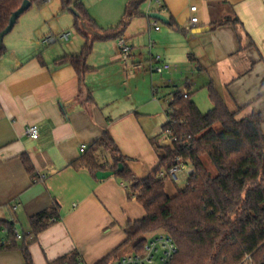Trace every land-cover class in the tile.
<instances>
[{"label":"crops","instance_id":"obj_1","mask_svg":"<svg viewBox=\"0 0 264 264\" xmlns=\"http://www.w3.org/2000/svg\"><path fill=\"white\" fill-rule=\"evenodd\" d=\"M162 1L166 11L161 13L169 23L152 18L151 13L159 8L149 7L147 1L142 6L144 14L131 21L123 36L134 47L135 60L159 55L172 64L171 72L143 73L121 61L113 29L128 0L100 12L85 5L100 27L95 30L102 33L94 36L83 83L71 63L56 62L64 55L80 54L86 41L76 28L75 15L62 6L61 15L58 10L41 9L23 15L10 39L4 41L6 52L0 58V220L13 223L25 235L30 231V217L56 203L60 206L59 221L35 240L28 237L33 264H50L74 252L78 264H96L126 241L129 222L146 215L118 176L99 179L87 168L73 165L82 157L83 145L87 150L105 130L133 172L146 178L164 153L154 141L170 145L163 127L177 92H187L207 112L213 108L209 96L213 86L238 119L253 113H261L264 119V0ZM195 5L200 22L190 30V8ZM58 22L65 26L54 27ZM71 26L77 34L69 30ZM63 32H70L68 40L44 42L46 36ZM152 41L154 46L148 49ZM31 124L39 126L37 139L26 134ZM24 157L34 165L35 177ZM185 165L189 176L193 169ZM165 184L169 196L177 194L176 180L169 176ZM5 235L0 231V238ZM23 243L18 239L16 246L0 249V264H26Z\"/></svg>","mask_w":264,"mask_h":264},{"label":"trees","instance_id":"obj_2","mask_svg":"<svg viewBox=\"0 0 264 264\" xmlns=\"http://www.w3.org/2000/svg\"><path fill=\"white\" fill-rule=\"evenodd\" d=\"M52 0H30V7L43 8ZM149 0H128L120 23L113 29L114 37H120L135 17L144 14L142 6ZM24 0H0V32L9 24L10 17ZM62 9L74 6L75 25L86 41L78 55H64L56 59L59 64L69 62L78 73L80 82L89 70L87 58L92 52V38L82 22L92 29L100 28L81 0H60ZM238 20V18H237ZM230 21V20H229ZM228 22V20L226 21ZM222 25V23H214ZM171 25L175 26L174 21ZM6 47H0V58ZM177 92L170 104L171 121L164 125L163 133L175 136L173 144L160 146L163 150L160 162L146 177L139 178L127 164L114 138L108 130L96 140L79 161L76 168H87L94 176L100 170L115 171L126 185L128 194L145 208L146 215L131 221L126 227V241L112 254L96 264H112L117 252L127 246L141 249L145 234L164 230L177 243L179 252L175 264H236L245 255L264 254V130L263 116L253 113L238 119L213 86L209 96L213 108L202 112L191 95L184 97ZM162 133V134H163ZM28 171L36 176L34 165L24 157ZM192 167L186 185L178 188L174 196L166 192L165 180L177 160ZM112 160L110 163L109 161ZM120 164L123 169L119 170ZM216 171L214 175L209 165ZM59 204L30 217V234L35 240L52 223L61 219ZM0 226L8 230V245H17L15 225L0 220ZM30 235L22 238L21 248L26 264H33L29 250ZM78 254L63 256L50 264H78ZM264 262V259L261 263Z\"/></svg>","mask_w":264,"mask_h":264},{"label":"built area","instance_id":"obj_3","mask_svg":"<svg viewBox=\"0 0 264 264\" xmlns=\"http://www.w3.org/2000/svg\"><path fill=\"white\" fill-rule=\"evenodd\" d=\"M152 5H156L159 8V12L166 11V6L162 0H149V7H151ZM197 10L198 7L196 5L190 8V11L192 12V16L190 18V30L196 28L200 22ZM157 23L158 21L155 24V28L159 30L160 26ZM69 38L70 32H63L60 35L51 34L46 36L44 42L52 44L60 39L68 40ZM153 46L154 42L152 41L149 45V48H153ZM118 47L121 61L125 65L130 66L134 71L151 70L154 73L163 74L165 72H171L173 70L172 64L169 61L162 59L159 55H151L148 60H135L136 55L134 53V47L123 35L118 38ZM183 95L184 97H188L187 92H184ZM170 121L171 118L169 117L168 122ZM26 134L34 139L39 138V126L37 124L29 125L26 129ZM168 139L170 140V144H173V142L177 140V137L168 136ZM85 150L86 146L83 145L82 151ZM184 167L185 164L180 162V160L178 159L177 164L169 170L170 177L174 180H178V172H180ZM16 208L17 205L14 206V209ZM0 231L6 233L5 237L0 238L1 246L8 243L9 240L7 238V228L0 226ZM14 234L18 239H22L24 236L18 229L14 230ZM28 234L30 235V237H33L30 234V231L28 232ZM178 252L179 248L175 240L169 234L165 232H159L147 238L141 249L133 248L132 252H126L119 255L114 259L112 264H175Z\"/></svg>","mask_w":264,"mask_h":264},{"label":"rangeland","instance_id":"obj_4","mask_svg":"<svg viewBox=\"0 0 264 264\" xmlns=\"http://www.w3.org/2000/svg\"><path fill=\"white\" fill-rule=\"evenodd\" d=\"M83 2L84 5H86L87 7H89L90 9H92L94 12H100L99 10H102L103 8H106L107 6H112L114 4H116L119 0H81ZM42 10V11H48V12H52L53 10H58L59 14L61 15V2L60 0H52L50 1L46 6H44L43 8H38L37 6H33L31 7L30 9H28L26 11V14L23 13L21 15V17H25L26 15H29L31 13H36L38 12L39 10ZM69 15H74L73 13H71V10H67ZM55 12V11H54ZM19 18L20 21L22 20V18ZM18 19V20H19ZM64 25V23L62 22H58L57 25H54V27L56 28H61L62 26ZM65 26V25H64ZM69 30L74 34H77L74 26H71L69 28ZM85 30V29H84ZM94 32L96 31V36H98L99 34H101L102 32L100 31H97L95 29H93ZM13 31V29H12ZM12 31L10 33H8L5 37H4V41L5 43H7V41L10 39L11 37V34H12ZM90 34L91 37H94L95 34H93L92 32H87ZM148 49H149V44H148ZM143 73L147 72V71H142ZM142 92L144 95H146L147 91H146V88H143L142 89ZM210 167V170L211 172L215 175L216 174V171L215 169L213 168V166L210 164L209 165ZM183 173L180 171L178 172V176H179V179L176 180L179 188H183L185 185H186V182H187V176L188 174H186L188 172V167L185 165V167L183 168ZM159 232H165L164 230H155V231H152V232H149L147 234H145L146 236V239L151 237L152 235L156 234V233H159ZM133 250V247L132 246H127L123 251L122 253H126V252H132ZM264 259V254L262 253H257L256 255H254L253 253L252 254H247L245 255L239 262H237L236 264H261L262 260Z\"/></svg>","mask_w":264,"mask_h":264},{"label":"water","instance_id":"obj_5","mask_svg":"<svg viewBox=\"0 0 264 264\" xmlns=\"http://www.w3.org/2000/svg\"><path fill=\"white\" fill-rule=\"evenodd\" d=\"M30 7V0H24L23 4L16 10L12 13L11 17H10V20H9V24L7 25V27L2 30L0 32V47L3 45L4 43V37L10 33L12 31V29L15 27V25L17 24L18 22V19L21 17V15L23 13H25ZM70 9L78 16H80V12L74 7V6H71ZM151 17L152 18H155L157 20H161L165 23H169L170 19L162 14L161 12H154V13H151ZM82 26L83 28L85 29L86 32H92L93 34H95L96 36V31L94 32V30L90 27H88L86 25L85 22H82ZM123 169V164H120L119 166V170ZM115 171H112V170H108V171H103V170H100L96 173L97 177L99 179H105V178H108L112 175H115ZM261 264H264L261 263Z\"/></svg>","mask_w":264,"mask_h":264}]
</instances>
